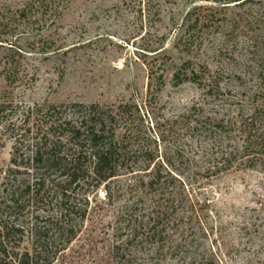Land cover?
<instances>
[{
	"label": "rangeland",
	"instance_id": "1",
	"mask_svg": "<svg viewBox=\"0 0 264 264\" xmlns=\"http://www.w3.org/2000/svg\"><path fill=\"white\" fill-rule=\"evenodd\" d=\"M206 1L0 0V103L143 105L153 69L164 77L162 87L153 82L160 90L149 105L155 124L183 125L195 115L232 129L217 140L219 158L235 152L226 170L216 173V162H207L204 152L214 149V140L181 132L168 135L166 154L176 146L184 156L175 157L176 175L160 193L149 190L151 178L143 173L84 191L66 228L75 239L65 246L66 235L49 234L53 264H264V166L250 168L236 155L245 139L237 127L264 108V0L230 9ZM28 4L42 7L28 20H11L10 12ZM201 7L213 8L215 25L185 52L188 14ZM204 69L218 77L219 95H205L192 81ZM12 147L0 129V185ZM158 206L167 214L155 231ZM39 208L2 214L24 232L11 241L21 253L35 248L30 215L37 210L47 218L54 206Z\"/></svg>",
	"mask_w": 264,
	"mask_h": 264
},
{
	"label": "trees",
	"instance_id": "2",
	"mask_svg": "<svg viewBox=\"0 0 264 264\" xmlns=\"http://www.w3.org/2000/svg\"><path fill=\"white\" fill-rule=\"evenodd\" d=\"M254 1L206 2L220 5L221 9H230L242 8ZM41 7L28 4L23 9L10 12L11 20H28ZM212 9L201 7L198 13L188 14V37L183 42V51L190 52L201 32L214 27L216 13ZM10 49H16L20 54L28 53L17 46L11 45ZM156 75L152 69L148 99L143 105L133 101L116 105L72 103L20 107L0 103V129L8 132L13 140L10 168L4 172L0 185L2 193L10 197L6 200L0 197V264H53L54 257L48 251L53 240L50 232L56 229L58 233L55 235L60 234V238L66 235L63 245H69L76 234L66 228L76 212L78 199L86 191H96L115 178L143 173L151 178L147 184L151 192L158 194L163 191L169 178L174 179L176 175L175 157L184 156L181 148L176 146L171 149L174 150L172 153L166 154L170 152L166 144L171 135L185 132L189 138H203L206 142L214 140V149L204 152L208 159L211 158L207 162H216V173L231 166L230 157L235 152L223 153L219 158L221 152L216 148L217 140L221 142L223 138L221 134L232 130L224 123L210 118L200 119L195 115L185 119L183 125L168 120L163 125L154 123V113L149 105L156 103L154 92L160 90L153 89V82L164 86L163 74ZM217 78L204 69L200 73L194 72L192 81L205 91V95L213 97L220 94L218 85L214 84ZM175 79L177 84L184 80L180 76ZM237 129L245 139L241 152L236 149V155L248 159L250 168L264 166V108H256ZM25 176L29 177L28 180ZM47 202L54 209L52 215L42 219L36 213L42 209L39 204ZM33 206L40 209L29 217L35 248L32 252L21 253L11 241L15 236L23 237L24 232L2 214L7 216L8 211H25ZM162 207L158 206L153 211L156 218H153L151 228L155 231H160L167 214L162 213ZM65 246H61V251Z\"/></svg>",
	"mask_w": 264,
	"mask_h": 264
}]
</instances>
